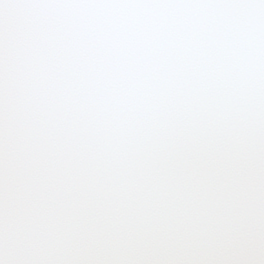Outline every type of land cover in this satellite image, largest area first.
Returning a JSON list of instances; mask_svg holds the SVG:
<instances>
[{
	"label": "snow or ice",
	"instance_id": "snow-or-ice-1",
	"mask_svg": "<svg viewBox=\"0 0 264 264\" xmlns=\"http://www.w3.org/2000/svg\"><path fill=\"white\" fill-rule=\"evenodd\" d=\"M0 264H264V0H0Z\"/></svg>",
	"mask_w": 264,
	"mask_h": 264
}]
</instances>
